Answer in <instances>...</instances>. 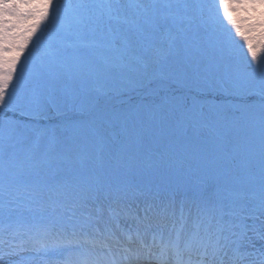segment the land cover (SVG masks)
<instances>
[{
	"label": "snow or ice",
	"instance_id": "1",
	"mask_svg": "<svg viewBox=\"0 0 264 264\" xmlns=\"http://www.w3.org/2000/svg\"><path fill=\"white\" fill-rule=\"evenodd\" d=\"M16 2L22 4L20 14H6L0 20V89L7 97L0 104V264H52L46 245L55 248L64 244L77 245V257L73 259L70 253L55 264H264V184L254 193L256 203L250 213L238 203V193L219 183L209 193L212 176L207 173L193 182L194 198H157L147 205L143 216H137L129 205L114 203L108 208L103 230L93 227L91 237L87 232L81 236L84 225L95 219L90 213L83 214L86 219L78 222L79 226L73 225L70 234L59 224L65 211L80 207L70 181L52 184L40 179L25 186L28 207L42 215L23 227L3 223L6 177L25 170L38 175L40 168H52L61 158L57 128L75 137L90 127L86 121L71 119L40 124L49 120V110L57 117L73 110L83 114L86 107L94 106V101L86 104L89 93L106 94L104 83L113 69L122 73L136 70V64L142 62L135 54L137 49H150L156 57L162 56L166 49L156 42L154 34L165 19L175 22L174 13L155 7L142 8L135 18H125L116 7L119 0ZM121 24L126 27L122 29ZM45 29L50 31V42L28 68L26 91L13 100L7 95L8 70H17L34 37ZM171 42L169 37V47ZM61 97L68 101L66 111L58 103ZM28 132L33 137L31 145L18 147ZM227 133L221 125L209 128L217 146ZM19 151L23 156H17ZM193 159L205 169L211 164L204 155L196 154ZM174 163L179 167L183 160ZM221 174L215 170L216 176ZM44 213L55 216L45 220ZM253 215L260 223H252ZM121 216L135 220L133 232L121 230L124 239L113 229V224L119 228ZM61 234L67 238L59 239ZM145 236L151 238L150 243L145 242ZM133 237L138 242L134 248L130 246ZM81 239L85 244H80Z\"/></svg>",
	"mask_w": 264,
	"mask_h": 264
},
{
	"label": "rangeland",
	"instance_id": "2",
	"mask_svg": "<svg viewBox=\"0 0 264 264\" xmlns=\"http://www.w3.org/2000/svg\"><path fill=\"white\" fill-rule=\"evenodd\" d=\"M148 1L149 0H135L136 9L140 10L142 8H147L146 6L148 5ZM190 1L193 2V0H190ZM201 1L198 0L195 3L197 4L198 2H201ZM204 1L206 2L205 4L207 7H208L207 2H211V1H215L217 3L218 9L220 8L221 2H222L221 5H224V3H223L224 0H204ZM243 1L246 2L247 0H238V1L229 0L228 1L229 4L225 5V8H233L237 12V14L240 15V10H241L242 6H245V5L248 6L249 5L251 8H253V5H250V4H254V7L257 8L260 6V3L262 2V0H251L252 2L249 0L250 4L247 2L245 5L244 4L240 5V3H243ZM182 2H183V0H181V3L178 2L177 6L180 5V7H181ZM162 4H164V3H162ZM19 5H20V3H17L16 0H0V9L2 10V12L4 14L7 13V15L9 17H15V16L20 14L22 8L19 7ZM138 6L140 8H137ZM164 6H165V4H164ZM192 6H194V3L190 5V3L188 1V4L181 7V9L184 8V11L189 13V15H190V14H192ZM116 7L118 8L121 15L125 14L124 13L125 10L123 7L122 0H119V4L116 5ZM180 7H177V9H180ZM169 9L170 10H167V11H171V12L173 11L172 7ZM224 16L225 17H224L223 23L221 22L222 23V30L216 29L214 24L212 23L214 28H215V35L216 36L211 41L212 46H209V48H208V50L210 52L217 55L218 60H215L213 58V56L210 54H208L207 56H211L213 58V61L211 62L210 59H206L207 62H210V63H207L209 67L215 68L217 72L222 71V74L225 75V77L220 76L221 79H219L220 83L218 82V88H222V89L225 88L224 90L227 92H231L232 90H238V92H240V91L244 92L249 87H252L253 85H255V89H258V91H260V88H262L261 85L264 84V61L263 62L261 61L262 59H264V50H263V52L261 51V48L264 47V42H263V38H262L263 29H261L260 32L256 35V39H255V43H254V47H259V49L257 51L258 55L254 54V52H251L249 48H246L244 46H243L244 47L243 51H240V45H241L240 42H242V40H243V39L240 40V29L237 28V25L233 26L234 23L231 19L229 21L230 23H228L229 25L226 24L228 22V18H227L228 14L226 13ZM130 18H135V17L132 16ZM257 18L259 19V22L257 21ZM210 19H211V16H209L208 20H210ZM251 24L260 25L261 28H264L263 27L264 17L255 15L252 18ZM122 25H124V24H121V26ZM227 25H228V27H227ZM122 29H124V27ZM43 32H46L45 36L48 33L49 36L51 37L50 31L48 29H45ZM155 34L158 35L159 31L156 32ZM228 34H229V36L234 35L233 41L237 45V51L233 52V54H237V53L238 54L234 55L232 57H229L225 61L224 60L225 56H223V50L224 49L221 51V47L225 44L226 45L229 44V41H226V40H229ZM45 36H44L43 40H45ZM205 37L206 36H203V38H205ZM43 42H45V41H43ZM117 43H119V42L117 41ZM209 44H210V41H209ZM137 51H140V49H137ZM240 52L243 53V55L240 54ZM139 54L140 53L136 52V55L139 56ZM142 74H143V72H142ZM133 78L136 79L137 82H138V79H140V77H137V76H134ZM247 81L249 82V84H247L248 83ZM130 83H131V85H134V82L133 83L130 82ZM158 85H160V84H158ZM106 90H108V87H106ZM181 97H182V94L177 95V101H178V99H180V102H182ZM110 99H112V97H110L109 100ZM204 101H206V100H204ZM138 104L140 105V102H137L132 107L125 109V110L120 112V115H121L120 118H121V120L124 121V124L129 123V122H127V119L130 116L133 117L132 113H134L133 111H137ZM229 104H231V102L225 101L223 108L227 109V110H226V113L222 116V118H223L222 120H223L224 124L228 123V122H232V123H228V126L225 125L228 128V132L230 134L232 132L229 131V129L232 130L236 134L238 133V153H240V155L246 157L243 160L241 159V165H243L242 167H244V168H243V171L241 170L240 173L243 174L244 178H242V176L236 177L238 175L233 173L235 171L233 170V172H232L230 170L229 162H230L231 155H229V153H230L229 151H225V150L222 151L224 143L219 145V149L218 148L215 149L212 146L213 140L210 138V135L204 131L203 127H201L202 126L201 125L202 120H198V119H196L197 117H195L193 115H189L186 117L185 122L181 125L182 126L181 134L183 132H184V134L188 133L184 136V139H186L189 143V145L186 144V147L191 146V148H190V150L188 149V151L182 150V153L185 151L186 152L190 151V152H192V154L194 156L196 154L204 155L207 157V159L209 161H211V164L209 165V167L207 169H205L204 167H202L199 163H197L193 159V156H191L189 158V160L194 161V162L190 161V164L193 165L194 168L189 170L190 178L192 180V176L195 173L204 175L206 173L210 174L212 172L214 177L211 174L210 175L214 178V181L216 183H219V184L225 186L226 189H230V186H233L236 184L239 185L240 184L239 182L241 181L243 183V185L238 186L236 193H240V190L242 188L244 189L246 187H250L253 184L257 189H259L260 186L262 184H264V120L259 121L256 118V115H257L256 113H257L258 109H260L261 111H264V105H262V104L258 105L257 106L258 109H257V107L244 106L242 109L243 112H245V113L248 112L247 116H248V118H249V116L251 118V120H249V122L247 124H244L240 120V118L237 119V117H236V116H238V109H236V111L233 112V110ZM139 108L141 109V107H139ZM142 108H143V106H142ZM143 110H144V108H143ZM240 112H241V110H240ZM50 114L51 113H48V115H50ZM167 116L168 115L165 114V117H167ZM130 124H131V126H134L136 124V122L133 124L132 123H130ZM190 128H191V130H189ZM152 130L153 129H150L149 127L146 130V132H149V134L147 135V137L149 139H150V134H151ZM167 130L169 131L168 134H169L170 138H173V136L176 135V131H175L174 127L172 129H167ZM137 133L140 134L133 127H131L130 132H128V137H134L135 138ZM152 133H153V131H152ZM152 138H153V135H152ZM128 142H130V146L136 145V143L134 144V143H132V141H128ZM177 143L181 146V148H184V149L186 148L184 146V143L181 140H179V142H177ZM224 146H225V144H224ZM100 148H102V147L100 146ZM104 149L101 151V153L99 155L97 154L99 156V158H95L96 156L89 157V159H85L82 162L83 166H80L78 164L77 167L73 168V170L75 171L73 173V176L79 174V171L81 170V168H83V170H84V175H88V177H91L93 174H97V173L102 174L103 172H107L109 170H112V169L108 170V167H107L108 166V156H109V155H107V150H109V152H110V148L107 147V150H106V148H104ZM234 151H235V148H234ZM233 156L235 157V155H233ZM238 157H239V155H238ZM128 158H129V156H128ZM180 160H182V159L180 158ZM248 160H250V162ZM96 163H98V164L96 165ZM145 165H146V163L131 168L134 171V173L131 170H129L128 171L129 175H131V177H133V176H136L134 174H140L145 178L150 177L151 174L158 176L156 174L155 168L153 167L154 165L148 166V167H145ZM182 165L185 168L187 167L185 163H182ZM198 168H199V170H201V172L198 170ZM217 169L222 172V174L220 176L215 175V170H217ZM196 170H197V172H196ZM238 170L240 171L239 166H238ZM240 173H239V175H240ZM233 174H234V176H233ZM9 177H11V176H9ZM12 177H13V179L16 178L15 180H13L12 183L19 184L20 182H24L27 179L29 181H31L30 177L28 178V176L23 174L22 172L17 173V175H14V176L12 175ZM168 178L172 183L175 181V180H173V176L169 175V176L163 178V182L165 179H168ZM81 180H84V179L81 178ZM184 181H185L184 184L186 187H189V184H191V183L193 184V182H194V180H192V182H190L187 179ZM222 183H224V184H222ZM6 186L7 187L11 186V185H9V180H6ZM7 187H6V189H7ZM6 189H5V192H6ZM210 189H213V188L212 187L209 188L208 192L209 191L212 192V190H210ZM4 197H5V193H4ZM6 198H5V200L8 202V205L6 204L4 216L11 217L13 215L12 214L13 211L11 208H13V206H14V200L10 199V195L6 196ZM238 203L241 204V201H238ZM242 204H244V202H242ZM245 210H247V209L245 208ZM32 213H33L32 214L33 216H36L38 218H40V216L42 215L41 213H38L36 211H34ZM43 216L46 217V213H44Z\"/></svg>",
	"mask_w": 264,
	"mask_h": 264
},
{
	"label": "bare ground",
	"instance_id": "3",
	"mask_svg": "<svg viewBox=\"0 0 264 264\" xmlns=\"http://www.w3.org/2000/svg\"><path fill=\"white\" fill-rule=\"evenodd\" d=\"M168 198H170V195H167L166 198H164V199H168ZM190 199H192V198H190ZM99 225L101 226V229L103 230L105 223L103 221H100ZM113 229H114L116 235L120 236L121 239H123V237L121 236V230H123V231L128 230L129 232H133L135 229V225L128 223V222H125V221H120L119 228L115 227V224H113ZM148 237L149 236H145V238H148ZM104 251H107V250L104 249ZM76 252H77L76 250H70L68 252V255L71 253L72 258L76 259Z\"/></svg>",
	"mask_w": 264,
	"mask_h": 264
},
{
	"label": "trees",
	"instance_id": "4",
	"mask_svg": "<svg viewBox=\"0 0 264 264\" xmlns=\"http://www.w3.org/2000/svg\"><path fill=\"white\" fill-rule=\"evenodd\" d=\"M170 69L172 70V65H170ZM170 69H169V67H168V68H166V71L169 72V71H171ZM26 81H27V80H26ZM110 88H111V86H110ZM2 99H4V98H2ZM5 100H6V99H4V101H5Z\"/></svg>",
	"mask_w": 264,
	"mask_h": 264
}]
</instances>
